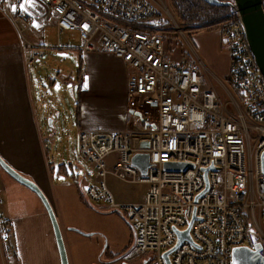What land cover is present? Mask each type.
Returning a JSON list of instances; mask_svg holds the SVG:
<instances>
[{"label":"built area","instance_id":"1","mask_svg":"<svg viewBox=\"0 0 264 264\" xmlns=\"http://www.w3.org/2000/svg\"><path fill=\"white\" fill-rule=\"evenodd\" d=\"M20 5L21 0H0L1 11L21 36L52 16L58 36L78 34L80 55L109 53L124 62L126 130H80L77 146L96 174L84 189L86 198L126 216L133 254L150 253L141 264H167L164 255L171 250L170 264H234L239 247L264 264V77L242 21L228 15L220 23L229 60L227 85L220 81L229 97L222 99L209 87L201 59L182 65L168 55L163 13L175 20L153 0H37L31 14ZM23 45L27 66L42 59L39 46L26 39ZM79 76L83 91V69ZM143 141L149 142L145 150ZM137 152L150 155L145 175L132 164ZM112 154L114 167L106 163ZM170 162L189 166L165 170ZM109 176L147 183L148 191L140 202L118 203ZM188 229L190 240L178 245L179 234ZM12 231L0 191V247L10 244Z\"/></svg>","mask_w":264,"mask_h":264},{"label":"crops","instance_id":"2","mask_svg":"<svg viewBox=\"0 0 264 264\" xmlns=\"http://www.w3.org/2000/svg\"><path fill=\"white\" fill-rule=\"evenodd\" d=\"M36 24L39 28L27 29V34L24 32L21 36L0 9V155L14 169L33 180L49 200L61 228L69 264H95L100 245L95 241L94 234L87 236L82 233L101 231L98 222L101 213L84 192L86 186L96 180V175L93 173L89 183H84L83 179L77 183V176L70 175V170L61 167L56 171V166L48 156L50 147H44L56 133L55 127L51 131L46 124L56 108L40 102L35 95V86L29 78L30 67L24 62L22 45L26 39L40 48L47 47L44 31L50 30L57 34V28L52 16L48 24H43L42 20ZM193 35H203L193 37L202 56L212 65L219 64L216 57L220 48V30ZM36 38L39 43L34 41ZM53 47L50 45L48 48ZM80 56L82 68H86L87 87L84 91L80 90L76 108L77 144L80 130L125 131L129 119L126 93L128 73L124 62L109 53ZM43 113L46 118L42 116ZM56 116L60 119L57 111ZM116 159V155L112 154L106 163L114 167L117 165ZM1 170L0 191L13 225L12 239L6 246L7 249L12 247L15 250L10 263L61 264L53 227L43 203L35 193ZM107 182L118 203L140 202L149 188L147 183L126 182L129 187L123 191L120 190V180L113 176H109ZM97 204L109 210L105 204ZM113 212L116 211L104 214L115 217ZM116 239L118 237L114 236L113 244L109 247L110 260L104 261V264L112 263L113 257L118 258L126 251L125 241L115 244ZM105 246L103 254L107 244Z\"/></svg>","mask_w":264,"mask_h":264},{"label":"rangeland","instance_id":"3","mask_svg":"<svg viewBox=\"0 0 264 264\" xmlns=\"http://www.w3.org/2000/svg\"><path fill=\"white\" fill-rule=\"evenodd\" d=\"M153 1L160 5L163 12L168 8L175 20V23L171 22L168 16L163 13L164 22L166 23L164 31V38L167 36V38H165L166 50L171 59L175 63L182 65L193 62L199 63V59H201L205 63H203L205 71H208L209 87L216 88L219 96L222 99H227L229 95L220 83L221 81L226 84L225 76L227 75L229 66L227 50L222 44V40H220V48L216 57L219 64L212 65L202 56L197 42L193 39L194 36L199 38L203 35H191L200 32L214 33L215 30L210 31L201 28H187L177 19L171 0ZM12 25L18 33L16 26L13 23ZM27 32L28 30L26 34ZM44 32L45 44L47 47L41 48L43 53L42 59H39L35 65L30 67L29 78L35 86V95L38 96V100L56 108L53 112V117H50L55 120L54 127L56 128V133L49 138L50 150L48 156L51 162L56 166V171L63 167L64 170L71 171L70 175L75 174L77 176V183H79L81 179L84 180V183H89L95 172L93 171L92 165L79 155L78 146L75 141L77 135L76 108L79 103V73L81 69L85 71L86 78V68H82V58L78 50L80 44L78 34L76 32H64L58 36L56 32H51L50 30ZM34 41L39 43L38 38L34 39ZM50 45H54V47L48 48ZM23 48L24 45H22V50ZM85 84L86 79L83 78V91L87 87H85ZM70 90H72V92ZM56 111L59 112L60 119L57 118ZM42 116L46 118L44 113ZM50 118L46 120L48 127H50ZM119 183L121 184L120 190L125 191L126 188L129 187V185H127L126 182H122V180H120ZM95 205L97 210L101 213L98 217V222L100 223L99 229L101 231L98 233L90 232L94 234L95 241L100 245L95 264H104V261L108 262L110 260L108 259L111 256L109 247L110 244H113L114 236L118 237L115 244L118 241L119 244L125 241L126 251L123 255L124 257L120 259L113 257L112 263L109 262L105 264H121L122 262V264H141L146 257L148 258L150 256V253H147L138 257L133 254L132 250L129 254H126L132 247L134 239L133 232L128 224L126 216L120 212H113L117 218L107 216V214L112 213L113 210L102 209V205L97 203H95ZM106 244L107 249L103 254L102 251ZM13 256H15V250H13L12 247L9 249H7L6 246L0 247V264H11L10 261Z\"/></svg>","mask_w":264,"mask_h":264},{"label":"water","instance_id":"4","mask_svg":"<svg viewBox=\"0 0 264 264\" xmlns=\"http://www.w3.org/2000/svg\"><path fill=\"white\" fill-rule=\"evenodd\" d=\"M205 2L220 7L229 8L243 23L246 39L248 41L250 50L254 56L255 62L264 77V0H233V1H221V0H204ZM71 91V90H70ZM145 123V119H142ZM49 125L51 128H54L53 119H49ZM147 124V123H146ZM154 127V125H150ZM142 149H147L149 147L148 141H143L140 143ZM132 164L141 174L145 175L148 172V169L152 166L150 163V155L147 152H137L132 157ZM189 165L186 163L179 162H170L164 164L165 170L168 171H181L185 170ZM0 168L4 170L11 178L20 183L21 185L27 187L30 191L35 193L41 202L43 203L55 235L58 252L60 256L61 264H69L68 254L64 239L62 236L61 228L59 226L57 217L54 213V210L43 193L40 187L30 178L26 177L16 169H14L3 157L0 155ZM87 236H92V233H82ZM180 240L178 245L185 239L190 240L189 229L185 233H180ZM177 245V246H178ZM133 246L130 248L126 254H129L133 249ZM176 246V247H177ZM106 247V246H105ZM175 247V248H176ZM172 251V250H171ZM165 253L164 257L167 264H170L169 253ZM124 255V254H123ZM121 258V257H120ZM234 264H260L261 259L254 256V253L245 247H239L234 252ZM264 262V259L262 260ZM143 263H146L144 261Z\"/></svg>","mask_w":264,"mask_h":264},{"label":"trees","instance_id":"5","mask_svg":"<svg viewBox=\"0 0 264 264\" xmlns=\"http://www.w3.org/2000/svg\"><path fill=\"white\" fill-rule=\"evenodd\" d=\"M171 4L177 19L187 28L220 30L225 17L235 15L227 7L214 6L204 0H171Z\"/></svg>","mask_w":264,"mask_h":264},{"label":"snow or ice","instance_id":"6","mask_svg":"<svg viewBox=\"0 0 264 264\" xmlns=\"http://www.w3.org/2000/svg\"><path fill=\"white\" fill-rule=\"evenodd\" d=\"M36 3H37V0H21L20 10H21V11H24V12L27 13V14H31V13L29 12V9L35 7V6H36ZM12 11H13V12L17 11V8H16V7H13ZM34 26H35V27H39L38 24H35ZM83 27H84V28H87L88 25H84ZM86 86H87V85L85 84V87H86Z\"/></svg>","mask_w":264,"mask_h":264},{"label":"flooded vegetation","instance_id":"7","mask_svg":"<svg viewBox=\"0 0 264 264\" xmlns=\"http://www.w3.org/2000/svg\"><path fill=\"white\" fill-rule=\"evenodd\" d=\"M120 257H124V256H123V255H122V256L120 255ZM120 257H118V258L120 259ZM118 263H119V262H118ZM122 263H123V262H122ZM122 263H121V264H122Z\"/></svg>","mask_w":264,"mask_h":264}]
</instances>
